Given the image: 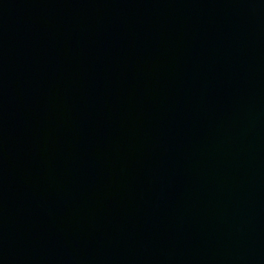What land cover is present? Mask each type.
I'll list each match as a JSON object with an SVG mask.
<instances>
[{
  "label": "water",
  "instance_id": "water-1",
  "mask_svg": "<svg viewBox=\"0 0 264 264\" xmlns=\"http://www.w3.org/2000/svg\"><path fill=\"white\" fill-rule=\"evenodd\" d=\"M0 264H264V0H0Z\"/></svg>",
  "mask_w": 264,
  "mask_h": 264
}]
</instances>
